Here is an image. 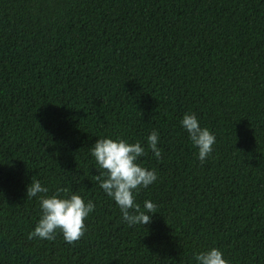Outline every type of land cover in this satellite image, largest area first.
Returning <instances> with one entry per match:
<instances>
[{
  "label": "trees",
  "instance_id": "1",
  "mask_svg": "<svg viewBox=\"0 0 264 264\" xmlns=\"http://www.w3.org/2000/svg\"><path fill=\"white\" fill-rule=\"evenodd\" d=\"M215 133L201 163L181 114ZM156 205L128 226L94 178L97 136L144 143ZM95 207L73 243L28 239L26 185ZM264 264V0H0V264Z\"/></svg>",
  "mask_w": 264,
  "mask_h": 264
},
{
  "label": "clouds",
  "instance_id": "2",
  "mask_svg": "<svg viewBox=\"0 0 264 264\" xmlns=\"http://www.w3.org/2000/svg\"><path fill=\"white\" fill-rule=\"evenodd\" d=\"M179 124L187 133L188 140L196 149L197 159L203 163L212 152L215 133L203 126L192 111L181 114ZM159 135L153 129L140 140L129 141L126 137L100 135L88 147L94 158L98 174L94 175L99 187L114 201L119 208L122 220L128 225H147L151 213L156 212L157 205L150 199L140 203L136 193L148 187L157 179L154 169L146 167L141 160L147 150L157 160L161 158L158 146ZM26 196L36 197L39 215L28 239L54 240L57 231L63 239L71 244L78 240L86 230L84 220L93 211L95 204L85 199L76 191L58 187L51 193L39 179H31L26 185ZM195 264H230L222 250L211 245L193 252Z\"/></svg>",
  "mask_w": 264,
  "mask_h": 264
}]
</instances>
